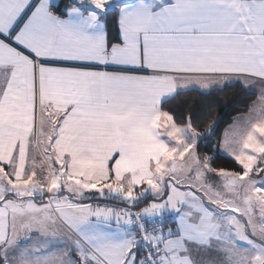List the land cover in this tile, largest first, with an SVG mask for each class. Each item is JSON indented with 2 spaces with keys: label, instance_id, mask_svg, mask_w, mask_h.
Here are the masks:
<instances>
[{
  "label": "snow or ice",
  "instance_id": "1",
  "mask_svg": "<svg viewBox=\"0 0 264 264\" xmlns=\"http://www.w3.org/2000/svg\"><path fill=\"white\" fill-rule=\"evenodd\" d=\"M0 264H264V0H0Z\"/></svg>",
  "mask_w": 264,
  "mask_h": 264
},
{
  "label": "trees",
  "instance_id": "2",
  "mask_svg": "<svg viewBox=\"0 0 264 264\" xmlns=\"http://www.w3.org/2000/svg\"><path fill=\"white\" fill-rule=\"evenodd\" d=\"M256 98L257 94L250 90L228 89L224 92L215 93L214 97H204L197 93L180 95L170 100L165 107L179 117L187 115L189 112L203 114L211 103L213 115L221 119L219 137L223 135L224 130L234 118L247 111ZM218 164L223 167L231 166L227 160H220Z\"/></svg>",
  "mask_w": 264,
  "mask_h": 264
},
{
  "label": "crops",
  "instance_id": "3",
  "mask_svg": "<svg viewBox=\"0 0 264 264\" xmlns=\"http://www.w3.org/2000/svg\"><path fill=\"white\" fill-rule=\"evenodd\" d=\"M249 90L252 91V92H255V93L257 94V96H258V93H259L258 88L253 87V88H251V89H249ZM239 116H241V115H239ZM237 117H238V116H237Z\"/></svg>",
  "mask_w": 264,
  "mask_h": 264
}]
</instances>
